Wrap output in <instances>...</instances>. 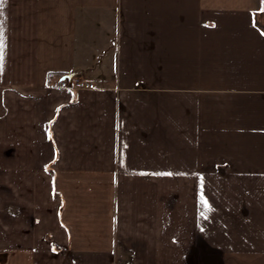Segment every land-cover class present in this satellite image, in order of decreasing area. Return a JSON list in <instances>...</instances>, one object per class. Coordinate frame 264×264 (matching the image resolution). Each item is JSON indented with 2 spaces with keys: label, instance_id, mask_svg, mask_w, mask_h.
Returning <instances> with one entry per match:
<instances>
[{
  "label": "crops",
  "instance_id": "1",
  "mask_svg": "<svg viewBox=\"0 0 264 264\" xmlns=\"http://www.w3.org/2000/svg\"><path fill=\"white\" fill-rule=\"evenodd\" d=\"M0 13V264H264V0Z\"/></svg>",
  "mask_w": 264,
  "mask_h": 264
},
{
  "label": "built area",
  "instance_id": "2",
  "mask_svg": "<svg viewBox=\"0 0 264 264\" xmlns=\"http://www.w3.org/2000/svg\"><path fill=\"white\" fill-rule=\"evenodd\" d=\"M54 87L67 90L93 89V85L86 81L81 75L62 76L58 81L55 82Z\"/></svg>",
  "mask_w": 264,
  "mask_h": 264
},
{
  "label": "rangeland",
  "instance_id": "3",
  "mask_svg": "<svg viewBox=\"0 0 264 264\" xmlns=\"http://www.w3.org/2000/svg\"><path fill=\"white\" fill-rule=\"evenodd\" d=\"M182 186H183V184H181V183H175V184L170 183V190H172V188H174V189H179V188L182 189ZM176 202H177L176 198H170V209L173 208L176 205Z\"/></svg>",
  "mask_w": 264,
  "mask_h": 264
},
{
  "label": "snow or ice",
  "instance_id": "4",
  "mask_svg": "<svg viewBox=\"0 0 264 264\" xmlns=\"http://www.w3.org/2000/svg\"><path fill=\"white\" fill-rule=\"evenodd\" d=\"M0 7H2V0H0ZM2 15V13H0ZM0 37H2V30H0ZM0 59H2V56H0Z\"/></svg>",
  "mask_w": 264,
  "mask_h": 264
}]
</instances>
